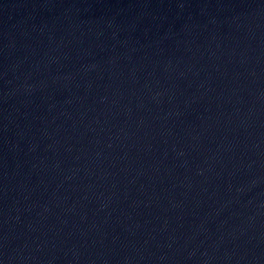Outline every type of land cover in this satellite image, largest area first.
I'll use <instances>...</instances> for the list:
<instances>
[{
    "label": "water",
    "instance_id": "obj_1",
    "mask_svg": "<svg viewBox=\"0 0 264 264\" xmlns=\"http://www.w3.org/2000/svg\"><path fill=\"white\" fill-rule=\"evenodd\" d=\"M0 264H264V0H0Z\"/></svg>",
    "mask_w": 264,
    "mask_h": 264
}]
</instances>
